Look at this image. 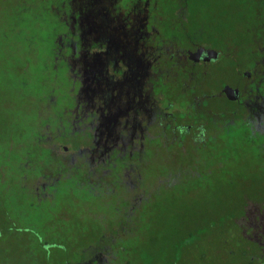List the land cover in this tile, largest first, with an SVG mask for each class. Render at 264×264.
<instances>
[{"label":"flooded vegetation","instance_id":"1","mask_svg":"<svg viewBox=\"0 0 264 264\" xmlns=\"http://www.w3.org/2000/svg\"><path fill=\"white\" fill-rule=\"evenodd\" d=\"M208 1L16 0L8 10L1 39H18L19 82L38 102L21 154L1 166L28 208L12 221L30 232L25 263L133 264L158 199L225 176L235 152L264 169V0H229L246 7L239 45L210 33ZM25 61L41 66L35 80ZM252 210L242 211L264 216ZM60 243L70 244L56 263ZM169 248L154 264H206Z\"/></svg>","mask_w":264,"mask_h":264},{"label":"rangeland","instance_id":"2","mask_svg":"<svg viewBox=\"0 0 264 264\" xmlns=\"http://www.w3.org/2000/svg\"><path fill=\"white\" fill-rule=\"evenodd\" d=\"M15 1L0 0V264H28L24 260L27 259V246L31 247L33 244L28 241V236H24L30 232L21 231L23 228L15 227L12 222L13 217L25 216L26 213L23 214L21 210L28 211V208L24 206L20 195L15 193L10 174L1 171L4 161L8 160L5 162L8 163L21 154L17 146L23 135L30 136L36 123L34 114L38 106L36 97L27 93L30 87L31 90L34 87L31 85L25 88L19 82L25 67L21 52L16 50L18 39H11L9 45L6 40L1 39L4 17L15 5ZM245 12V4L235 6L229 0H209L203 15L206 16V25L211 26L208 30L217 34V40L223 41V38L228 37L233 41L232 44H238L243 43L241 38L246 33ZM198 15L199 11L195 13V16ZM25 63L30 64L29 70L34 74L32 79L35 80L38 71L41 72V66L34 67V61ZM228 162L231 168L228 173L225 176L216 174L208 180L205 179L206 183L200 190L158 199L149 225L141 232L137 249H133V264L137 259L141 264L162 261L160 256L166 255L164 249H169V243H175L185 233L201 229L208 219L220 218L235 207L251 204V207L257 209L264 208V169L260 165V158L252 151L243 150L233 153ZM2 180H7V186ZM71 220L74 225V215H71ZM75 231L79 233L78 228ZM15 233L20 235V242H17L19 237ZM212 239L211 243H216V236ZM197 242L200 243V240ZM60 244L62 246L59 245L57 251H51L56 263L65 256L63 245L70 243ZM44 249L47 253L50 251L47 246ZM52 261L54 263V259Z\"/></svg>","mask_w":264,"mask_h":264},{"label":"trees","instance_id":"3","mask_svg":"<svg viewBox=\"0 0 264 264\" xmlns=\"http://www.w3.org/2000/svg\"><path fill=\"white\" fill-rule=\"evenodd\" d=\"M250 205L235 207L239 210L236 215L225 213L208 219L201 229L181 235L175 243H169L174 255L205 257L206 264H264V216L246 215L242 211L245 207L255 208ZM214 236L216 243H211ZM164 250L170 254V248Z\"/></svg>","mask_w":264,"mask_h":264}]
</instances>
